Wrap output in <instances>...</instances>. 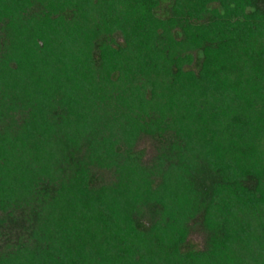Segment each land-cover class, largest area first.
<instances>
[{
	"label": "trees",
	"instance_id": "16d2710c",
	"mask_svg": "<svg viewBox=\"0 0 264 264\" xmlns=\"http://www.w3.org/2000/svg\"><path fill=\"white\" fill-rule=\"evenodd\" d=\"M0 264H264V0H0Z\"/></svg>",
	"mask_w": 264,
	"mask_h": 264
},
{
	"label": "rangeland",
	"instance_id": "374dc122",
	"mask_svg": "<svg viewBox=\"0 0 264 264\" xmlns=\"http://www.w3.org/2000/svg\"><path fill=\"white\" fill-rule=\"evenodd\" d=\"M139 147L144 148L145 149V158H147L151 152V146L149 144V142H142ZM190 240L193 244H195L197 247L200 246L201 243V237L197 234H193L190 237Z\"/></svg>",
	"mask_w": 264,
	"mask_h": 264
}]
</instances>
